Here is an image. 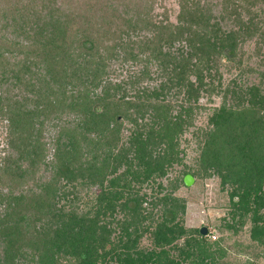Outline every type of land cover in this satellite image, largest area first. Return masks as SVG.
<instances>
[{
	"label": "trees",
	"instance_id": "16d2710c",
	"mask_svg": "<svg viewBox=\"0 0 264 264\" xmlns=\"http://www.w3.org/2000/svg\"><path fill=\"white\" fill-rule=\"evenodd\" d=\"M153 2L0 0L1 29L17 28L25 38L20 42H29L31 49L30 57L10 62L13 51L25 45L0 37V121L5 123L8 145L0 155V185L7 180L14 183L30 172L35 174V165L45 158L42 130L45 124L58 119L57 113H75L80 119H87L88 115L89 124L95 122L103 129L123 115L110 111L109 103L121 108L123 98H114L108 84L101 85L94 102L86 101L90 88L96 87L91 81L97 58L101 57L97 42L117 38L126 41L123 49L142 44V50L150 52L149 58L170 63L169 77L175 73L170 79L184 88L189 103L201 91L206 92L204 79L211 75L210 68L216 72L221 65L240 64L236 50L243 35L256 34L264 41V23L255 26L253 16L242 23L243 28L241 24L231 31L222 29L206 6L195 0H179V19L173 26L151 16ZM226 10L222 8L221 13H227ZM229 16L230 12L228 20ZM141 32L144 39L133 40ZM263 78L262 74L257 85L228 91L232 93V104L219 107L209 117L212 128L204 133L203 149L204 161L217 165L216 173L222 177V184L227 183L231 189L225 226L240 228L249 221L250 238L261 246H264ZM20 84L32 94V108L25 106L24 98L13 94ZM136 94L144 110L139 114L141 123L132 122L134 128L126 142L110 147L102 159L97 151L86 159V164L75 166L76 154L72 148L68 151L63 142L65 134L59 131L60 136L51 139L57 142L56 176L40 184L39 192L21 191L16 195V189L9 190L0 213V264H204L205 258L211 256L215 244L198 238L191 243L187 241L192 252L182 258L183 248L175 244L187 231L175 221L178 213L184 211L179 202L165 199L162 215L150 230L151 227L142 228L138 224L148 218L141 213L144 198L140 194L136 192L119 204L124 196L108 192L103 184L102 168L96 163L113 166L119 160H128L129 165L136 161L139 171L129 173L134 182H139L141 174L147 181L154 172H164L178 161L175 148L184 107L174 115L169 95L157 90L151 93L146 88L136 90ZM147 112L152 115L142 118ZM22 162L30 170H24ZM86 168L92 175L86 177ZM92 186L100 190L95 201L87 199L83 192ZM122 206L125 213L120 220L117 210ZM40 218L45 219L44 226H40ZM145 233L150 234L158 252L140 249L139 241ZM196 233L204 237L200 229ZM173 249L178 250L179 260L172 258Z\"/></svg>",
	"mask_w": 264,
	"mask_h": 264
},
{
	"label": "rangeland",
	"instance_id": "374dc122",
	"mask_svg": "<svg viewBox=\"0 0 264 264\" xmlns=\"http://www.w3.org/2000/svg\"><path fill=\"white\" fill-rule=\"evenodd\" d=\"M195 1L199 5L211 9V18L214 17L217 22H220L222 29L228 28L234 31L244 21L247 22L251 16L254 18L255 26H261V21L264 23V0H256V3L252 0ZM222 8H226L227 13H221ZM179 10V0H154L151 16L158 22L171 23L175 26L178 23ZM229 12L230 19L228 20L226 17H228ZM73 16L76 17V15ZM1 26L0 22V37L6 41L12 40L15 43L18 41L25 45L20 50L13 51L10 55V62H13L14 59L20 61L27 56L30 57L29 42H20L24 37L18 32V29L14 27L3 31ZM241 27L243 28V24ZM143 39V32L137 34L135 38L133 37L135 41ZM124 42L126 41L120 42L117 38H112L110 41L105 40L99 44L97 42L98 53L101 57L97 58L98 63L93 71L92 81L90 78L91 84L94 83L96 87L90 88L89 99H86L88 104L94 102L96 96L101 92V85L108 84L113 90L114 98H123L120 101L121 108H117L116 103L110 102V111L115 110L116 113L123 115L117 117V122L112 120L111 127L103 129L95 122L92 123L93 126L89 124L91 119L89 120L88 115H86L87 119L85 117L80 119L75 113L65 111L57 113L58 119L45 124L42 130L45 158L35 165V174L30 172L15 180L14 183L7 180L0 185V213L5 205L6 196L10 194L9 190L16 189V195L21 191L39 192L40 184L50 180L52 176H56L54 163L57 165L58 162L55 160L54 154L57 149V142L52 140L60 136L61 132L65 134L63 142L67 145L68 151L72 148L76 154L75 166L86 164V159L97 151L100 156L99 159H102L108 154L110 147L116 146L120 141L126 142L131 137L134 120L141 123L139 114L141 110H144V106L138 101L136 90L146 88L151 93L157 90L162 94L169 95L167 99L173 102L172 114L179 113L181 107H184L181 110V129L175 148L178 152V161H174L172 166L164 172L160 170L154 172L147 181V178L141 174V177L137 179L139 182H134L135 178L129 173L134 170L139 171L136 161L129 165L128 160H119L113 166L106 163V165L96 163L99 169L102 168L101 174L104 177L103 184L107 187L106 189L110 193L124 196L119 200V204H122L124 200L136 192L140 194L139 196L144 198L141 201V213L148 218L144 222H138V224H141L142 228L151 227L150 230L155 226L154 221H157L162 215L165 199L172 198L182 204L184 211L179 212L175 220L187 231L186 236L175 244L178 248H183L182 258L186 254L189 255V251L192 252V248L186 245L187 241L191 243L192 239L199 238L215 244L214 248L210 250L211 256L205 258L204 264H264V246L250 238L251 224L249 221L243 223L240 228L228 229L225 226L226 220L224 219L230 212L229 193L231 189L227 183L222 184V177L216 173L217 165L211 161H204L203 157L204 133L208 128H212L209 117L219 107L232 104V93L228 91L232 89V91H236L253 84L257 85L261 80V75H264V41L259 40V36L256 34L243 35L242 43L238 45L236 50V55L241 61L240 64L221 65L216 72L210 68L211 75H207L204 79L206 92L201 91L198 97L190 99L191 102L189 103L185 100L188 95L184 93V88L178 85L176 80L171 81L170 79L175 73L169 77V69L167 68L170 63L164 64L157 59L149 58L150 52L142 50V44L137 43L128 49H123L121 46L124 45ZM180 44L184 45V43ZM185 51L186 49L183 50V52ZM194 61H196L195 57L193 58ZM97 68L99 69L97 70ZM210 76L211 78H209ZM190 80L194 81L195 77L191 76ZM117 85L120 87H115ZM13 94L24 98L26 100L25 106L32 108L33 100H30L32 94L23 84L13 90ZM151 115L152 112H147L144 116L142 115V118H148ZM78 119L80 120L78 121ZM4 125L5 123L0 121V155L4 154L3 151L8 146L4 137ZM63 146L62 144L61 147ZM104 147L106 150L103 149ZM21 166L24 170H30L26 162H22ZM218 170L220 171L219 167ZM86 172V177L88 174L92 175V171L87 170V168ZM187 172H190L189 174L193 177V183L190 186H184L181 182ZM262 191L264 193V186ZM83 192L86 198H90L92 201L100 193V190L97 186H92L90 189L84 188ZM123 213L125 210L122 206V209L117 210V218L123 219ZM262 214H264L263 211ZM43 217L45 218V216ZM44 218H40V226L45 225L46 218ZM202 227H206L208 233L201 238L196 232ZM143 230L149 232L147 229ZM139 242L140 249H153L158 252L153 247L149 233H145ZM170 252L172 258L179 260L178 250L173 249Z\"/></svg>",
	"mask_w": 264,
	"mask_h": 264
},
{
	"label": "water",
	"instance_id": "95a60500",
	"mask_svg": "<svg viewBox=\"0 0 264 264\" xmlns=\"http://www.w3.org/2000/svg\"><path fill=\"white\" fill-rule=\"evenodd\" d=\"M183 182H184V185H185V186H190V185H192V183H193V177H192L191 175H186V176L183 178ZM207 233H208V229H207L206 227H202V228H200V234H201L202 236L207 235Z\"/></svg>",
	"mask_w": 264,
	"mask_h": 264
},
{
	"label": "built area",
	"instance_id": "2783aa9c",
	"mask_svg": "<svg viewBox=\"0 0 264 264\" xmlns=\"http://www.w3.org/2000/svg\"><path fill=\"white\" fill-rule=\"evenodd\" d=\"M214 238V237H213Z\"/></svg>",
	"mask_w": 264,
	"mask_h": 264
}]
</instances>
